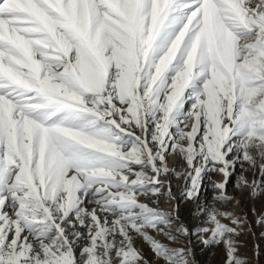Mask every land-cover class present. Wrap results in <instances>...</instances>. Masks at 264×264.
<instances>
[{
  "label": "snow or ice",
  "instance_id": "obj_1",
  "mask_svg": "<svg viewBox=\"0 0 264 264\" xmlns=\"http://www.w3.org/2000/svg\"><path fill=\"white\" fill-rule=\"evenodd\" d=\"M173 153L185 199L264 192V0H0V264H194L193 235L248 264L241 217L142 202L175 199Z\"/></svg>",
  "mask_w": 264,
  "mask_h": 264
},
{
  "label": "rangeland",
  "instance_id": "obj_2",
  "mask_svg": "<svg viewBox=\"0 0 264 264\" xmlns=\"http://www.w3.org/2000/svg\"><path fill=\"white\" fill-rule=\"evenodd\" d=\"M166 160L170 168H174L180 173L179 176L169 174L163 177V180L166 182L169 179L171 180L172 194L176 196V199L170 200L167 195H163L158 201L155 198L149 200L142 197V202L148 203L152 207H159L160 210L172 213L173 215H178L179 220L174 227L183 224L188 227L190 232H195L200 226H206L203 225L206 214L202 215L198 211L200 205L214 206L241 217L246 221V224L244 230L236 238L238 242V255L245 259L248 264H264V224L257 222L264 217V192L255 194L252 187L237 186L240 176H244L249 185H251L253 179L258 178V174L254 175V170L245 172L244 169L238 168L229 180L227 188V195L232 197V200L225 205L222 201L214 199L218 194V191L214 188V184L223 182L225 178L222 174L212 172L205 176L203 180V188L199 200H189L182 196V191L185 187L184 176L188 171L185 159L183 156L175 153L174 157H168ZM244 168H248L247 163H245ZM162 191L166 192L167 190L164 188ZM176 202L177 204H175ZM224 222L229 223V221ZM157 238L168 242L163 235L157 236ZM137 246L142 249L146 258L151 261L153 254L148 244L142 239H138ZM171 246L184 247L186 249L191 248L194 264H225L227 259L223 244L205 245L200 241L198 235L191 237V243H189L188 237H182L180 243L172 244Z\"/></svg>",
  "mask_w": 264,
  "mask_h": 264
},
{
  "label": "bare ground",
  "instance_id": "obj_3",
  "mask_svg": "<svg viewBox=\"0 0 264 264\" xmlns=\"http://www.w3.org/2000/svg\"><path fill=\"white\" fill-rule=\"evenodd\" d=\"M174 154H175V153H173V154H171V155H167V156H166V159H167L168 157H170V158L174 157ZM165 188H166V190H167V183L165 184ZM172 192H173V191H172ZM173 197L175 198L176 196L173 195ZM175 199H176V198H175ZM175 201H176V200H175ZM175 204H177V202H176Z\"/></svg>",
  "mask_w": 264,
  "mask_h": 264
}]
</instances>
